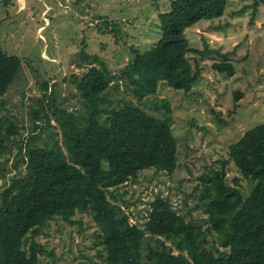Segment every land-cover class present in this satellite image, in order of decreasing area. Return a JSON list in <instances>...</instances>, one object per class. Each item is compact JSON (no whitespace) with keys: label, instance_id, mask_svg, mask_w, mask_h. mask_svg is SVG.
I'll list each match as a JSON object with an SVG mask.
<instances>
[{"label":"trees","instance_id":"trees-1","mask_svg":"<svg viewBox=\"0 0 264 264\" xmlns=\"http://www.w3.org/2000/svg\"><path fill=\"white\" fill-rule=\"evenodd\" d=\"M260 2L264 0L252 2L253 15ZM226 4L227 0H170L169 10L159 12V39L142 52L132 48V57L117 73H111L97 54L82 51L90 66L81 75L71 74L82 110L54 107L60 140L51 130L52 142L39 145V135L29 134L18 145L14 163L23 167L0 191V264H40L44 247L35 237L42 227L57 216L72 221L77 212L88 213L96 225L94 243L101 258L77 264H264V121L228 146V158L241 177L253 182L249 192H243L238 176L232 184L226 181V160L200 177L206 228L186 219L159 194L149 202L145 221L132 222L119 199L126 190L118 188L141 170L172 173L178 165L177 141L168 101L155 104L163 109L154 115L132 99L110 97L111 89L117 90L121 82L142 101L163 80L187 92L200 74L198 60L193 65L187 57L189 50L200 56L227 53L209 48L205 41L203 49L189 47L185 29L201 19L220 17ZM20 66L21 59L0 44V97ZM211 67L228 76L235 72L233 62L226 59L214 60ZM234 94L238 99L242 92ZM32 115L34 129H43L36 123L39 119L49 126L50 116L42 107L33 109ZM18 133L10 117L0 114V150ZM213 233L217 243L208 238Z\"/></svg>","mask_w":264,"mask_h":264},{"label":"rangeland","instance_id":"rangeland-1","mask_svg":"<svg viewBox=\"0 0 264 264\" xmlns=\"http://www.w3.org/2000/svg\"><path fill=\"white\" fill-rule=\"evenodd\" d=\"M23 1L0 0V44L6 53L21 59L17 75L0 97V114L10 117L19 131L0 150V191L23 167L14 163L18 145L29 134L39 135V145L52 142L51 130L60 140L54 107L82 110L80 95L71 83L72 73L81 75L90 66L85 64L82 51L97 54L111 73H117L132 57V48L142 52L156 43L161 36L159 12L170 8V0ZM253 1L227 0L220 17L201 19L185 29L189 47L203 49L205 41L209 48L227 53L205 52L200 56L189 50L187 57L193 65L198 60L200 74L187 92L163 80L156 92L142 101L130 95L121 82L117 90L111 89L110 97L132 99L154 115L163 109H156L155 104L168 101L177 141L178 165L172 173L147 168L118 188L126 190L119 199L124 201L130 221L143 223L149 202L159 194L186 219L206 228L207 214L199 198L200 177L218 169L222 160H226L228 183L238 176L244 193L252 187L253 182L242 178L228 158V146L245 130L264 121V3L258 4L253 15ZM105 20L109 26L102 23ZM222 59L233 62V75L211 67L214 60ZM236 90L242 92L238 99ZM40 107L51 120L48 127L45 120H37L43 129H34L32 111ZM71 219L57 216L35 237L44 247L39 253L40 264L101 261L94 243L97 227L89 214L77 212ZM208 238L218 242L215 233ZM29 242L28 237L25 247Z\"/></svg>","mask_w":264,"mask_h":264},{"label":"bare ground","instance_id":"bare-ground-1","mask_svg":"<svg viewBox=\"0 0 264 264\" xmlns=\"http://www.w3.org/2000/svg\"><path fill=\"white\" fill-rule=\"evenodd\" d=\"M21 2L23 3L24 1H23V0H21Z\"/></svg>","mask_w":264,"mask_h":264}]
</instances>
